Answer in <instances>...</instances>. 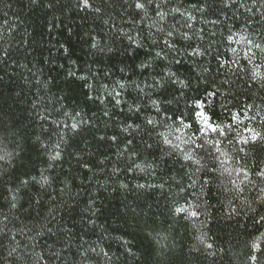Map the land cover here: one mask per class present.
I'll return each mask as SVG.
<instances>
[{"label": "trees", "instance_id": "1", "mask_svg": "<svg viewBox=\"0 0 264 264\" xmlns=\"http://www.w3.org/2000/svg\"><path fill=\"white\" fill-rule=\"evenodd\" d=\"M0 157V264H264V0H0Z\"/></svg>", "mask_w": 264, "mask_h": 264}, {"label": "snow or ice", "instance_id": "2", "mask_svg": "<svg viewBox=\"0 0 264 264\" xmlns=\"http://www.w3.org/2000/svg\"><path fill=\"white\" fill-rule=\"evenodd\" d=\"M137 7H142V5H141V4H137ZM197 115H199V116H203V117H204L205 125H206L207 127L211 128L212 131H216V128H215V127H213L212 125L208 124V119H209V118H208L207 115H205L203 112H198ZM201 131H203V129H201ZM259 135H260L259 133H254L253 136H252V139H253V140H256V138H257ZM113 139H115V137H113ZM2 158H3V157H0V159H2ZM177 211L179 212V211H182V210H181V209H177ZM192 215L194 216V215H196V213H192ZM262 235H264V234H262ZM209 247H211V245H209ZM251 247H252V250H253L254 252H257V253H259L260 251H264V250H261V249H260V246H259L258 244H256V243H253ZM258 258H259L258 255H251V256H250V259H251L253 262L257 261Z\"/></svg>", "mask_w": 264, "mask_h": 264}]
</instances>
